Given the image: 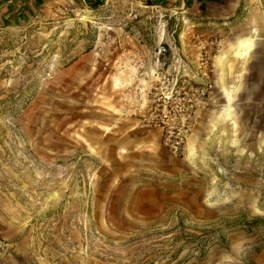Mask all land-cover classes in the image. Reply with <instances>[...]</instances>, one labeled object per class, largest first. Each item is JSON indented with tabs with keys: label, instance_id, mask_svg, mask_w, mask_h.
Masks as SVG:
<instances>
[{
	"label": "rangeland",
	"instance_id": "374dc122",
	"mask_svg": "<svg viewBox=\"0 0 264 264\" xmlns=\"http://www.w3.org/2000/svg\"><path fill=\"white\" fill-rule=\"evenodd\" d=\"M99 3L0 26V264H264V0Z\"/></svg>",
	"mask_w": 264,
	"mask_h": 264
},
{
	"label": "crops",
	"instance_id": "0c3cea01",
	"mask_svg": "<svg viewBox=\"0 0 264 264\" xmlns=\"http://www.w3.org/2000/svg\"><path fill=\"white\" fill-rule=\"evenodd\" d=\"M60 0H0V26H22L53 7ZM102 0H83L86 6H97ZM145 3L173 4L176 9H191L205 17L226 18L231 15L238 0H138ZM223 6L230 10L221 9Z\"/></svg>",
	"mask_w": 264,
	"mask_h": 264
},
{
	"label": "bare ground",
	"instance_id": "6f19581e",
	"mask_svg": "<svg viewBox=\"0 0 264 264\" xmlns=\"http://www.w3.org/2000/svg\"><path fill=\"white\" fill-rule=\"evenodd\" d=\"M249 49H250V41L248 39L242 40L236 46L234 53L239 56H244L249 51Z\"/></svg>",
	"mask_w": 264,
	"mask_h": 264
},
{
	"label": "clouds",
	"instance_id": "9594fccd",
	"mask_svg": "<svg viewBox=\"0 0 264 264\" xmlns=\"http://www.w3.org/2000/svg\"><path fill=\"white\" fill-rule=\"evenodd\" d=\"M210 207H212V205H210ZM231 247L233 248L234 251L237 252L238 255H242L245 251L243 241H238V242L234 243Z\"/></svg>",
	"mask_w": 264,
	"mask_h": 264
},
{
	"label": "built area",
	"instance_id": "2783aa9c",
	"mask_svg": "<svg viewBox=\"0 0 264 264\" xmlns=\"http://www.w3.org/2000/svg\"><path fill=\"white\" fill-rule=\"evenodd\" d=\"M164 51H165L164 46H162V45L158 46V48H157V52H158V53H164ZM199 93L202 95V94L204 93V90L201 89V90L199 91ZM180 140H182V138H181V137H178V139H177L176 141H180ZM176 141H175V142H176Z\"/></svg>",
	"mask_w": 264,
	"mask_h": 264
}]
</instances>
